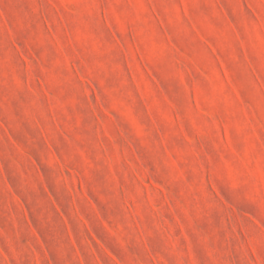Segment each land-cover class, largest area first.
I'll return each instance as SVG.
<instances>
[{
    "label": "rangeland",
    "instance_id": "1",
    "mask_svg": "<svg viewBox=\"0 0 264 264\" xmlns=\"http://www.w3.org/2000/svg\"><path fill=\"white\" fill-rule=\"evenodd\" d=\"M0 264H264V0H0Z\"/></svg>",
    "mask_w": 264,
    "mask_h": 264
}]
</instances>
